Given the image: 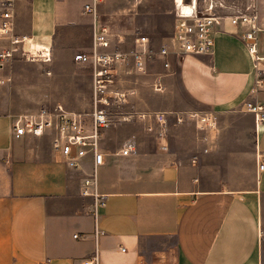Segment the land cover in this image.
Segmentation results:
<instances>
[{"label":"crops","instance_id":"0c3cea01","mask_svg":"<svg viewBox=\"0 0 264 264\" xmlns=\"http://www.w3.org/2000/svg\"><path fill=\"white\" fill-rule=\"evenodd\" d=\"M92 1L15 0L13 38L51 48L40 66L62 78L76 53L93 49L101 21L85 10ZM241 33L227 19L213 55L172 60L202 106L194 111L217 116L192 148L162 150L153 135L148 148L135 135L138 151L121 155L124 142L105 146L113 126L101 138L104 163L88 155L72 168L50 136L16 137V117L0 115V264H264V120L248 108L264 106V87ZM12 45L0 38V51Z\"/></svg>","mask_w":264,"mask_h":264},{"label":"built area","instance_id":"2783aa9c","mask_svg":"<svg viewBox=\"0 0 264 264\" xmlns=\"http://www.w3.org/2000/svg\"><path fill=\"white\" fill-rule=\"evenodd\" d=\"M101 1L93 0L85 5V10L93 14L95 23L100 21L98 5ZM174 2L176 18L173 33L168 43L163 44L156 52L163 59L166 68H171L173 59L181 61L186 55H213L215 28L228 19L242 29L241 37L247 45L256 71L255 87H264V51L261 47L264 26L260 23L259 10L255 5L251 3L246 9H242L228 5L226 0ZM14 6L15 0L0 1V37L10 38L13 44L0 51V65L3 66L14 57L31 62H50L51 48L25 49L19 46V39L13 38ZM98 25L92 51L79 52L74 56L78 64L88 67L92 72V109L89 112H80L70 110L62 103H55L23 113L13 120V134L16 137L50 136L53 149L72 168H80L82 160L88 155H92L95 166L102 165L105 161V152L101 146L102 134L105 130L123 123L142 124L144 130L155 136L157 141L163 140L159 144L162 150L169 149V113L138 109L132 103L136 90L133 87H121L125 80L124 75L147 72L148 59L151 57L150 38L146 35L137 36L134 39V48L126 51L114 45L115 34L109 26L103 23ZM248 108L256 113L258 120H264L262 104L249 103ZM186 118L194 119L197 126L204 130H214L218 125L217 116L212 113L191 111L186 117H177L178 122H183ZM137 151V141L135 135H132L124 141L117 153L129 155ZM259 168L264 169V162ZM90 178L86 180L87 185L92 184ZM83 264L95 262L88 259Z\"/></svg>","mask_w":264,"mask_h":264},{"label":"rangeland","instance_id":"374dc122","mask_svg":"<svg viewBox=\"0 0 264 264\" xmlns=\"http://www.w3.org/2000/svg\"><path fill=\"white\" fill-rule=\"evenodd\" d=\"M1 1V0H0ZM228 5L246 9L251 3L264 13V0H226ZM101 23L115 34L114 45L130 51L139 35L150 38L151 57L147 72L124 75L122 88L133 87L136 94L132 103L141 110L167 111L169 113L168 143L171 151L179 144L193 147L192 137L203 133L196 121L186 118L178 122V115L198 110L200 106L184 90L180 79V65L173 63L166 68L156 52L168 43L173 32L176 8L173 0H102L98 5ZM264 26V21L262 22ZM2 38V37H0ZM122 39V40H121ZM2 51V50H1ZM1 63V61H0ZM23 58L6 61L0 68L7 74L0 76V115L17 117L37 108L63 103L68 109L89 112L93 107L94 90L91 70L76 61L68 67V73L55 79L50 71ZM47 72V73H46ZM8 78V79H5ZM111 106H114L113 104ZM172 113V114H171ZM136 135L144 146L153 147V136L140 123H123L112 128L105 146L111 149L130 136Z\"/></svg>","mask_w":264,"mask_h":264},{"label":"bare ground","instance_id":"6f19581e","mask_svg":"<svg viewBox=\"0 0 264 264\" xmlns=\"http://www.w3.org/2000/svg\"><path fill=\"white\" fill-rule=\"evenodd\" d=\"M174 1V0H173ZM179 1V0H178ZM184 10H186V7H184ZM172 114V113H171Z\"/></svg>","mask_w":264,"mask_h":264}]
</instances>
